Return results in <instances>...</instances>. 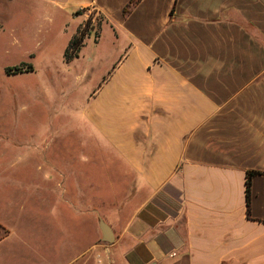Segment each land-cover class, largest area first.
<instances>
[{"label":"crops","instance_id":"crops-1","mask_svg":"<svg viewBox=\"0 0 264 264\" xmlns=\"http://www.w3.org/2000/svg\"><path fill=\"white\" fill-rule=\"evenodd\" d=\"M130 1L87 0L78 9L92 8L98 36L103 26L112 36L101 84L79 119L97 138L81 139L74 125L73 142L78 154H103L108 190L96 197L95 184L71 186L63 171L39 190L26 187L27 196L40 194V207L33 213L25 198L19 215H39L41 238L10 231L0 264H131L139 245L147 264H264V0H139L124 17ZM79 16L78 28L87 20ZM17 161L0 156V224L11 230ZM247 172L260 173L248 207ZM167 186L180 193L178 217L151 228L138 214ZM84 188L98 207L82 205ZM66 215L92 228L83 248L65 238ZM126 238L137 245L117 253ZM71 241L77 250L66 260Z\"/></svg>","mask_w":264,"mask_h":264},{"label":"rangeland","instance_id":"rangeland-1","mask_svg":"<svg viewBox=\"0 0 264 264\" xmlns=\"http://www.w3.org/2000/svg\"><path fill=\"white\" fill-rule=\"evenodd\" d=\"M86 1L0 0V156H15L20 160L11 164L10 170L12 185L16 188L13 195L16 208L11 210L17 216V222L10 224L12 230L0 224L8 235L14 231L41 238L43 225L39 215L34 214L31 221L21 217L19 206L26 203L27 198L28 205L36 213L40 207V194L27 196L24 190L26 187L41 189L46 177L52 173L69 174L67 182L70 185L77 181L81 186L92 182L97 188L96 197L108 190L103 154L83 147L78 154L73 147L78 138L74 125L81 130V139L97 138L87 125H81L79 119L88 97L101 84L99 75L104 71V62L112 49L110 31L103 26L98 36V18L92 15L94 24L90 25L84 40L85 47L81 48L78 58L65 63L64 51L82 22L75 14L82 13L78 9ZM88 57L93 60L91 64L87 62ZM28 66L32 71H25ZM9 68L25 70L7 74ZM3 185L0 183V189ZM82 191V205L89 207L96 203V207L99 206V202L90 197L89 188ZM173 219L167 218L158 225ZM64 229L65 238H80L81 248L93 235L87 221L82 219L77 224L67 215ZM135 245V240L126 238L117 253ZM65 246L67 260L68 254L77 250V244L71 241Z\"/></svg>","mask_w":264,"mask_h":264},{"label":"trees","instance_id":"trees-1","mask_svg":"<svg viewBox=\"0 0 264 264\" xmlns=\"http://www.w3.org/2000/svg\"><path fill=\"white\" fill-rule=\"evenodd\" d=\"M139 0H131L126 8L123 10V16L125 17L132 7ZM76 15H80L79 12ZM91 21L86 20L83 26L78 28L76 34L70 39L68 45L64 51V61L69 63L73 59L79 57L81 48L85 38L88 35ZM25 70V69H24ZM22 68H9L6 70L7 74H18L23 73ZM26 72L32 71L31 66H28L25 70ZM260 175L258 172H247L246 173V182H245V195H246V205H249V192H250V182L251 179L255 176ZM180 193L174 190L172 187H165L159 195L154 197L152 201L138 214V218L144 222L147 226L153 228L159 223L163 222L167 218H176L180 209ZM0 241L7 237L8 231L0 225ZM158 246L164 251H168L170 247L169 242L163 235H159L155 239ZM142 260L141 264H147L151 261V256L148 254L146 249L139 245L127 256V261L131 264H135V261Z\"/></svg>","mask_w":264,"mask_h":264},{"label":"water","instance_id":"water-1","mask_svg":"<svg viewBox=\"0 0 264 264\" xmlns=\"http://www.w3.org/2000/svg\"><path fill=\"white\" fill-rule=\"evenodd\" d=\"M100 226H101L100 230L102 232L103 242L106 244H111L113 241V238H112V233L110 232V229L102 222Z\"/></svg>","mask_w":264,"mask_h":264},{"label":"built area","instance_id":"built-area-1","mask_svg":"<svg viewBox=\"0 0 264 264\" xmlns=\"http://www.w3.org/2000/svg\"><path fill=\"white\" fill-rule=\"evenodd\" d=\"M82 13H85L86 14V17H87V19H90L91 17H92V15H94L93 13V9L92 8H86V9H83V10H80ZM90 21H91V26L94 24V19L93 18H91L90 19Z\"/></svg>","mask_w":264,"mask_h":264}]
</instances>
